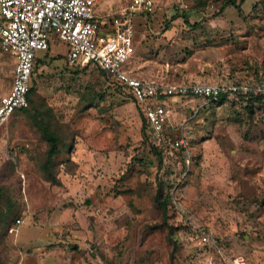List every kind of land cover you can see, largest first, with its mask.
I'll return each mask as SVG.
<instances>
[{"label":"rangeland","instance_id":"1","mask_svg":"<svg viewBox=\"0 0 264 264\" xmlns=\"http://www.w3.org/2000/svg\"><path fill=\"white\" fill-rule=\"evenodd\" d=\"M128 2H100L97 12L112 17ZM236 4L241 13L232 3L175 12L166 0L150 22L137 13L136 51L124 68L149 61L145 69L170 84L189 70L217 77L216 84L264 81V0ZM190 9V21L203 22L197 29L210 31L207 39L217 33L216 43L161 36L168 23L187 31ZM51 42L39 51L31 101L0 129V264H234L237 257L264 264V102L161 98L173 112L172 135H184L189 150H170L160 166L142 104L99 67L67 66V44ZM15 65L0 46V98ZM42 118L62 137L54 181L42 168L49 149ZM158 189L173 197L170 217ZM191 221L210 232L214 247L192 235Z\"/></svg>","mask_w":264,"mask_h":264},{"label":"built area","instance_id":"2","mask_svg":"<svg viewBox=\"0 0 264 264\" xmlns=\"http://www.w3.org/2000/svg\"><path fill=\"white\" fill-rule=\"evenodd\" d=\"M108 0H0V46L16 57L12 87L0 98V129L14 112L28 103L35 62L41 50H49L52 40L68 46L69 66L94 65L124 86L142 104L150 123L154 144L168 153L172 149L189 150L184 135L174 136L170 130L172 109L160 101L161 94L180 97H202L206 102L222 94L230 97L260 94L264 99V82L216 84L190 81L177 84L145 80L126 70L135 53L136 27L133 17L148 16L156 8V0H130L122 13L112 17H98L100 2ZM177 11L189 6L188 0H172ZM101 18V19H100ZM205 102V103H206ZM21 222V218L17 219ZM193 236L202 246L214 247L216 240L201 225L192 222ZM202 248V247H201ZM242 258V259H240ZM209 264H215L213 259ZM234 264H249L237 257Z\"/></svg>","mask_w":264,"mask_h":264},{"label":"trees","instance_id":"3","mask_svg":"<svg viewBox=\"0 0 264 264\" xmlns=\"http://www.w3.org/2000/svg\"><path fill=\"white\" fill-rule=\"evenodd\" d=\"M188 1H189V4H191V5H196L197 4V7H200V6L201 7H206V6L210 5V4H215L216 5L218 3H220L223 6V5H227L228 3H232L236 7L240 8V4H236V0H188ZM186 20H188V19L186 18ZM50 49H51V46H50L49 50ZM39 61H41V58L37 57L36 58V62H35V68H36L37 62H39ZM101 72H102V74L107 75L114 82L115 86H117V87H119V88L124 90V86L123 85L119 84L116 80H114L112 77H110L102 69H101ZM261 82H264V81H261ZM261 82H256L255 84H253V86H255L256 84L261 83ZM232 83L242 85V84H244L246 82L236 81V82H232ZM34 90H35L34 89V85H32L31 88H30V91L28 93V101H31V98H32L31 95L34 92ZM127 94L137 101V99L132 94H130V93H127ZM166 96L167 95L161 94L159 96V98L163 99ZM241 96L247 97L250 100L251 103L253 101H263L264 102V99H263L262 95H260V94L251 93L250 95H241ZM230 98L231 97H230L229 94H222L218 99L214 100L213 102L215 104H217V105H222L226 101H228ZM137 102H139V101H137ZM162 103L166 104L164 101ZM249 107L251 108V105H249ZM141 111H142V113L144 115V125H143L144 134H145V136L150 138V144L152 146V149L154 150L155 156L159 159V161H160L159 165L161 166L164 163V158H165V154L166 153H165V151L163 149L159 148L157 145L154 144L153 136H152V133H151L150 123H149V121H148L143 109ZM40 122H41L40 128L42 130V135L49 143V149H48V152H47V158H46V161L43 163L42 168H43L44 172L46 173L47 177L49 179H51L52 181H54V180H56V177H55V175L53 173L52 165L55 163V158L60 152V141H61L62 137L55 130H53L51 128L50 123L46 119L42 118L40 120ZM147 129H149L148 133L146 132ZM156 200H157L158 203H160L163 206L165 214L168 217H170L171 210L174 207L173 197L165 196L163 194L162 189H158V191L156 193Z\"/></svg>","mask_w":264,"mask_h":264},{"label":"crops","instance_id":"4","mask_svg":"<svg viewBox=\"0 0 264 264\" xmlns=\"http://www.w3.org/2000/svg\"><path fill=\"white\" fill-rule=\"evenodd\" d=\"M164 1H166V0H156V7L159 5V4H162V3H164ZM162 2V3H161ZM129 3H130V0H129V2H128V4L127 5H124L123 6V8H125V7H127L128 5H129ZM175 4V3H174ZM168 7V6H167ZM236 7V6H235ZM123 8H122V10H123ZM241 8V9H240ZM240 8H238L237 7V9L240 11V13L242 12V8H243V6L241 7L240 6ZM200 10H202L201 12H203V8H200ZM175 12H178L177 10H176V7H175ZM187 14H188V16L186 15V13H184V15H185V22H187V23H185V25H187V31H178L179 30V26L178 25H181V23L180 22H178V23H173L174 25H171V24H169L168 23V25L166 26V29H165V31H163L162 32V34H161V36L163 37V38H166V41H169L171 38H175V37H177V34H178V36H184V34L186 33H188V35H191V36H194L195 38H203V41L201 42V44H204V45H212L213 43H214V41H215V43L217 42V39H215L216 37L218 38V34L216 33L215 34V36L216 37H211L212 39H207L206 37L209 35V33H210V31H208V30H198L197 29V25L198 24H203V22H201V21H198V22H200V23H197L196 21H190V20H192V18H193V16L195 15V10H192L191 11V9H190V11H187ZM97 16L98 17H101L100 15H99V13L97 12ZM186 18L188 19V20H186ZM190 18V19H189ZM101 19V18H100ZM147 20H148V22H150L151 20H150V15H148L147 16ZM175 22V21H174ZM204 23H206V24H210V22H204ZM183 30V29H182ZM205 37V38H204ZM58 40H56V42H57ZM51 48H52V44H51ZM204 48V47H203ZM136 49V48H135ZM51 50V49H50ZM136 51V50H135ZM38 57H39V55H38ZM66 58H67V56L65 55V61H66V65L67 66H69L68 65V63H67V60H66ZM204 61L202 62V64H200V67L201 68H203L204 70L206 69V67H207V63H206V59H203ZM140 64H138V65H135L132 69H131V71L135 74V75H137V76H139V77H141V78H143V79H145V80H157V81H160V82H162L163 80H165V76H162V77H160V75H158L157 73H151V72H149V71H147L145 68L146 67H148V64H149V61L147 62V61H141L140 60V62H139ZM71 67V66H70ZM74 67H81V66H74ZM202 72H204V71H202ZM202 72H193V71H191V70H189V71H185L182 75H178V74H176V75H174V76H172L171 78L172 79H174V81L176 82V81H181V82H179V83H183V82H190V81H199V82H207V83H215V82H213V81H218V78L217 77H213V76H211V75H207L206 73L204 74V73H202ZM164 83V82H163ZM170 84V83H169ZM218 84V83H217ZM219 84H221V83H219ZM12 118V117H11ZM171 130V129H170ZM172 132V131H171Z\"/></svg>","mask_w":264,"mask_h":264},{"label":"bare ground","instance_id":"5","mask_svg":"<svg viewBox=\"0 0 264 264\" xmlns=\"http://www.w3.org/2000/svg\"><path fill=\"white\" fill-rule=\"evenodd\" d=\"M240 259H242V258H240Z\"/></svg>","mask_w":264,"mask_h":264}]
</instances>
